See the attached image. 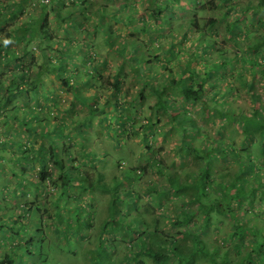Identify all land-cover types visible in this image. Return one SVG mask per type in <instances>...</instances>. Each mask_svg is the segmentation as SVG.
<instances>
[{
    "label": "rangeland",
    "instance_id": "1",
    "mask_svg": "<svg viewBox=\"0 0 264 264\" xmlns=\"http://www.w3.org/2000/svg\"><path fill=\"white\" fill-rule=\"evenodd\" d=\"M151 1L52 0L43 10L48 14L53 46L58 49H47V53L59 75L69 78L68 86H65L53 75L43 86L42 89L51 94L53 100L39 102L32 98V110L47 115L46 119L32 125V129L45 133L47 138H44V142L55 137L59 147L64 146L74 152L73 157L81 155L77 171L81 175L88 173L90 177L87 182L74 179L69 201H62L58 208H54L51 201L59 192L53 184H47L42 198L49 204L43 216L34 212L32 222L31 218L24 216V227L35 231L30 235V238H34L33 249L44 248L49 262L54 264H155L148 257H139L137 250L131 247L132 242L140 241V233H136L133 239L124 229L136 221L137 205H133V202L127 204L133 201L127 196L131 191L139 194L138 205L149 204L152 219H160V232L157 235L161 239L173 237L185 251L193 250V235L204 221L202 213L195 215L197 225L192 228L193 234L190 236L180 235L185 231V226L173 224V215L178 214L181 207L189 212L198 211L191 200L195 192L191 186L192 180L188 182V189L176 191L171 187L173 176L180 172L179 180L187 179L186 175L193 170L197 161L195 153L187 150L186 146L192 144L210 151L213 146L206 143L218 142L217 151L210 152L208 169L216 187L222 181L230 180L232 175L236 176L240 169L237 157L221 156L226 145L236 149L240 158L252 156L256 166H261L256 172L258 178L255 182L260 183L264 179V152L258 146L244 142L237 120L226 123L215 112L207 111L205 104L183 103L178 91H172L178 99L175 101L183 105L193 123L190 138L183 140L181 131L172 121V114L158 105L157 94L149 88L151 85L163 88L171 77L179 78L190 69L203 73L206 67L221 66L208 78L210 88L204 96L208 101L206 105L213 106L217 98L223 97L228 108L238 114L264 109V8H258L260 0H201L203 10H198L193 0H173L171 7L159 19L160 24L152 19L155 8ZM18 3L22 9H18ZM82 3H86V6ZM0 7L6 11L7 7L15 10V21L6 24V32H0V39L8 43L7 32H13L16 36L22 34L15 29L23 21L36 20L42 12L43 3L42 0H0ZM192 16L199 20L194 26L189 20ZM64 20L70 24L66 28L63 27ZM79 23H84L81 30L74 28ZM198 27L216 38L217 49H222L224 55L216 52L211 35H206L209 40L198 37ZM106 37H112V45ZM133 41L142 43L141 52H146L147 56L159 55V58L150 60L146 81L135 73L131 64L133 57L136 62L142 57L141 53L133 55L130 46ZM10 43L17 50L23 46L18 40ZM33 43L30 44L32 54L39 59L40 54ZM203 43L207 45L205 51L200 49ZM259 44L258 48L251 50V47ZM225 56L233 58L232 62L227 59L231 65H223ZM111 76L118 79L114 81ZM96 108L98 110L94 111L93 118L88 122L85 115ZM122 116L128 120L126 131L119 122ZM133 123L135 129H131ZM4 128L5 125L0 123V130ZM11 131L13 136L17 135V141L26 134L21 126H15ZM1 134L0 138L3 139L4 132ZM144 165L149 167L145 168L144 176L139 180L121 177L128 169L139 170ZM99 174L104 175L102 183L112 188L111 195H115L118 202L114 206L112 220L122 219L120 214L123 210L129 209L130 215L124 222L114 223L116 234L102 242L100 254L94 261L88 253L97 249L96 245L100 243L98 232L104 219L108 218L111 203L110 193L99 188L102 180ZM5 179L0 182V190L5 186ZM91 183L93 187H89ZM159 191L166 192L165 196H159ZM23 193H27V190L24 189ZM9 199L20 200L14 192L9 194ZM21 199L23 203L33 197L24 194ZM55 209L59 215L51 218L49 214ZM241 209L244 211L243 217L248 219L244 226L256 227L264 233V203L256 199L245 200ZM68 217H71L70 221ZM76 217L84 224L80 231L77 230ZM211 217L203 240L209 249L216 246L222 249L216 256L218 263L224 257L235 258L253 250L256 237L252 230L244 233V246L237 254L240 238L232 236L237 228L236 220L214 212ZM91 219L92 226L89 225ZM16 241H20L18 236ZM134 256L135 262L131 261ZM163 264L183 263L173 258ZM195 264H211V261L201 257Z\"/></svg>",
    "mask_w": 264,
    "mask_h": 264
},
{
    "label": "trees",
    "instance_id": "2",
    "mask_svg": "<svg viewBox=\"0 0 264 264\" xmlns=\"http://www.w3.org/2000/svg\"><path fill=\"white\" fill-rule=\"evenodd\" d=\"M44 1H46V3ZM172 1L173 0L170 2H166V0L151 1L154 3L155 8L152 18L155 22H159L160 24L159 19H161L165 15V11L171 7ZM175 1L181 2V0ZM193 1L195 5H197L198 10L204 9L201 0ZM49 2H52V0H42V12L37 16L36 20L31 21L30 19L29 21H23V23L19 25V28L15 29L18 32H22V34L16 36L13 32H7L10 42L13 43L18 40L23 43V46L19 47L18 50L12 47L10 42L5 43L0 39V123L5 125V128L2 131L0 130V137L2 136L1 133L4 132L3 139L0 138V182L6 178L5 181H3L5 186L0 190V264H54L49 262L48 255L44 248L42 250L33 249L34 245L32 242L34 238H30V235L35 231L30 227H24V216H27L28 219L31 218V222L35 219L33 218L35 215L32 216L34 212L40 214L41 217L43 216L44 210H47L46 207L49 204L42 198L46 192L45 188L47 184H53L59 192L51 201L53 207L58 208L62 201H69V193L73 187L74 179L85 180L86 182L90 180L88 173L81 175L80 172L77 171L81 164V155L73 157L74 152H72L70 148L64 146L62 148L59 147L55 137H50L49 141L47 140V142H44V138H47L45 133L41 130L37 131L35 128L32 129V125H36L38 122L47 118L46 114H38L36 111L32 110V107H30L32 98H34V101L37 100L39 102L41 100H45L46 102L53 100V98L50 97L51 94L42 89L53 75H56L65 86H68L67 80L69 77L59 75L58 69L52 66V60L47 53V49L58 51V49H55L53 46L54 37L50 31V25H48V14L43 11ZM82 4L86 6V3ZM17 6L18 9H22L21 4L18 3ZM258 8H264V0L259 1ZM6 9L8 11L0 7L1 33L6 32V24L10 25V23L15 21L16 17L14 9L11 10L10 7ZM189 20L192 26L199 22L195 16L190 17ZM64 22L65 25L63 27L66 28L70 25L67 21L64 20ZM83 24L79 23L78 27L74 28L81 30ZM198 29L200 30L199 27ZM94 30L98 29L95 28ZM206 35L211 34H206L201 30L198 31L199 38L209 40L210 38H207ZM111 38L112 37H106L105 39H108L109 41H107L110 43L112 41ZM211 38L216 52L224 55L222 49H217L216 38L212 35ZM233 40L236 41V39ZM202 41L206 42V40ZM62 42L59 43L58 47ZM32 43L33 45L35 44L40 54V61L32 54L33 51L30 47ZM110 45L112 44L110 43ZM130 46L134 51V56H138V53L142 55L138 62H136V58L133 57L131 59V64L134 66L135 73L146 81V75L150 71L149 62L152 58H159V55L156 54L152 56L149 54L147 56L146 52L142 53V43L140 41H133ZM259 46L260 44L255 45L251 47V50ZM206 48V43L200 46V49L204 51ZM227 59H229V57L226 56L223 59L224 66L231 65L228 62H232L233 60V58H230L229 61H227ZM255 63L257 64L258 61L255 60ZM259 66L263 65L259 64ZM213 68H216V66L206 67L203 73H198L196 69H192V71L190 69L179 78L171 77L163 88L152 85L149 86V88L154 94H157L158 105L172 114V121L181 131L183 140L190 138L189 136L193 128V123H191V117L185 112L183 105L175 101H178V99H176L172 91H178V95H180V99H183V103L188 102L197 104L201 102L205 104L207 111L209 110L212 113L215 112L217 115L221 116L226 123L237 120L243 132L244 142L246 144L258 146L264 152V109L238 114L228 108V104L223 97L221 99L217 98L213 106L206 105L208 101L204 99V96L210 88L208 78L213 75L214 70L221 69V66L216 69ZM100 74L101 73H99V75ZM112 78L114 81L118 79L116 76H111V79ZM106 104H108V102ZM97 110L98 108L93 109V111L85 115L88 122L93 118L94 111L96 112ZM119 119V122L122 123L126 131L125 125L128 123V120L124 119L123 116ZM15 126H21L26 132L25 136L22 137L21 140L19 139V141L15 140L17 135H12L11 130ZM131 129H135L134 123L131 125ZM31 130L33 131L31 132ZM38 135H40V137H38ZM206 144L213 146L210 151L206 150L204 147L200 148L192 144L186 146L187 150L195 153L197 161L194 162L195 165L193 170L186 175L187 179L180 181L179 178L181 174L177 172L173 176L171 184L173 189L181 191L190 188L188 186L190 180L193 182H191V186H193L195 192L191 200L197 205L198 211L189 212L186 211L185 207H181L179 213L173 215L175 218L173 219L174 225L185 226V231L183 230L180 235L186 237L193 234L192 228L197 225L195 223V215L202 213L204 221L202 226L197 227L198 232L193 235L195 239L193 250L185 251L180 243L176 239H173V237L170 239H161L160 236L157 235V233L160 232L158 230L160 219H152L151 213L149 212V204L145 206L138 205L139 194L134 191L128 193L127 196L131 197L133 201H128L127 204L129 205L133 202V205H137L136 221L131 222L124 229L126 234L133 239H135V234L139 232L140 241L132 242L131 247L137 250V255L139 257H148L152 259L155 264H163L167 261L170 262L173 258H176L183 264H195L201 257H207L211 261V264H264V233H261L256 227L244 226V224L248 222V219L243 217L244 211L241 209L242 202L245 200L256 199L264 203V179H261L260 183L255 182L256 178H258L256 172L261 169V166H256L252 156L240 158L236 149H231L226 145V150H222L221 156L227 158L237 157L240 160V169L236 174L238 177L232 175L230 180H224L220 183L219 187H216L213 185L208 169L211 159L210 152L212 151L214 153L217 151L218 142L212 141ZM147 148L150 149L151 147L147 146ZM157 166L158 168L161 167L158 163ZM146 167H149V165L140 167L142 172L140 169L138 170L136 168L128 169L127 173L123 176L121 175V177H135L139 180L144 176ZM243 175L245 176L243 177ZM99 177L102 179L99 188L104 189L111 195L112 188L110 189L106 183H102L104 175L99 174ZM12 181H14V184ZM93 186L92 183L89 185V187ZM215 188H218L216 189V193H214ZM24 189L27 190V193H23ZM212 191L216 194L213 197H211L214 195L211 194ZM13 192L15 193V197L18 196L20 200L9 199V194ZM24 194L32 196L33 199L21 203V198ZM165 194L166 192L159 191L158 195L164 197ZM125 196L126 194L124 193V198L126 199ZM115 198V195H111L108 218L104 219L100 231L98 232L97 238L100 243H97V249L89 250L88 254L93 257L94 261L100 254L99 249L102 247V242L107 241L106 239L109 238L110 235L116 234L114 223L118 224L121 220L124 222L130 215L129 209L123 210L122 214H120L122 219L112 220L114 217V215L112 216L114 206L118 203ZM123 202L125 201L123 200ZM213 212L218 215H227L236 220L235 227L237 228H235V233H233L232 236H238L240 238L236 247L237 254H240L239 251L241 252L244 246L242 237L248 230H252L256 237V241L253 242V250L235 258H229L228 256L224 257L222 262L218 263L216 256L220 254L222 249H220L219 246L209 249L208 245L203 240V236L211 224V214ZM55 215H59L57 209L49 214L51 218H54ZM76 218L78 223L77 230L80 231L84 224H82L83 222L79 217ZM68 220L70 221L71 217H68ZM91 222L92 219L89 223V225L92 226ZM153 222L154 225H152ZM10 223L11 226L9 225ZM16 236H18L20 241H16ZM11 239H14V241H11ZM132 259L131 261L135 262V256L132 257Z\"/></svg>",
    "mask_w": 264,
    "mask_h": 264
},
{
    "label": "clouds",
    "instance_id": "3",
    "mask_svg": "<svg viewBox=\"0 0 264 264\" xmlns=\"http://www.w3.org/2000/svg\"><path fill=\"white\" fill-rule=\"evenodd\" d=\"M6 43H7V41H6Z\"/></svg>",
    "mask_w": 264,
    "mask_h": 264
}]
</instances>
